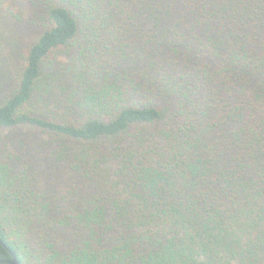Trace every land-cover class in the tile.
I'll return each mask as SVG.
<instances>
[{
    "label": "trees",
    "instance_id": "trees-1",
    "mask_svg": "<svg viewBox=\"0 0 264 264\" xmlns=\"http://www.w3.org/2000/svg\"><path fill=\"white\" fill-rule=\"evenodd\" d=\"M0 45V260L264 264V0H0Z\"/></svg>",
    "mask_w": 264,
    "mask_h": 264
},
{
    "label": "water",
    "instance_id": "water-1",
    "mask_svg": "<svg viewBox=\"0 0 264 264\" xmlns=\"http://www.w3.org/2000/svg\"><path fill=\"white\" fill-rule=\"evenodd\" d=\"M7 249L9 251L12 259L0 260V264H20V261H19L18 257L16 256V254L12 250H10L9 248H7Z\"/></svg>",
    "mask_w": 264,
    "mask_h": 264
},
{
    "label": "rangeland",
    "instance_id": "rangeland-1",
    "mask_svg": "<svg viewBox=\"0 0 264 264\" xmlns=\"http://www.w3.org/2000/svg\"><path fill=\"white\" fill-rule=\"evenodd\" d=\"M3 53L2 46L0 45V54ZM1 56V55H0ZM1 71V70H0Z\"/></svg>",
    "mask_w": 264,
    "mask_h": 264
}]
</instances>
